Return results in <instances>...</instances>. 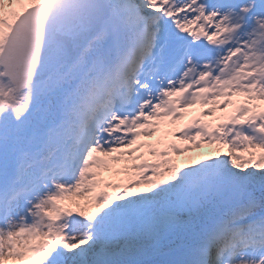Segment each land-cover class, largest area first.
<instances>
[{
  "label": "snow or ice",
  "instance_id": "6c2138e0",
  "mask_svg": "<svg viewBox=\"0 0 264 264\" xmlns=\"http://www.w3.org/2000/svg\"><path fill=\"white\" fill-rule=\"evenodd\" d=\"M0 264H264V0H0Z\"/></svg>",
  "mask_w": 264,
  "mask_h": 264
},
{
  "label": "rangeland",
  "instance_id": "374dc122",
  "mask_svg": "<svg viewBox=\"0 0 264 264\" xmlns=\"http://www.w3.org/2000/svg\"><path fill=\"white\" fill-rule=\"evenodd\" d=\"M190 111V110H189ZM181 124L182 123H185V121H181L180 122ZM193 155H196V156H200V157H203V156H206V155H215V151L213 149L212 146H208V145H202L199 149H193ZM176 162L177 164H179L181 167L185 164V163H194V161H187L185 159V157H178L176 158ZM104 177L106 179H112L113 177L109 174V173H104Z\"/></svg>",
  "mask_w": 264,
  "mask_h": 264
},
{
  "label": "bare ground",
  "instance_id": "6f19581e",
  "mask_svg": "<svg viewBox=\"0 0 264 264\" xmlns=\"http://www.w3.org/2000/svg\"><path fill=\"white\" fill-rule=\"evenodd\" d=\"M196 111H197V109L190 110V113H191V115H192V116H194V115L196 114ZM190 118H191V116H189V117H186V118H185V120H184V121H185V123H186V122H187V120H188V119H190Z\"/></svg>",
  "mask_w": 264,
  "mask_h": 264
}]
</instances>
